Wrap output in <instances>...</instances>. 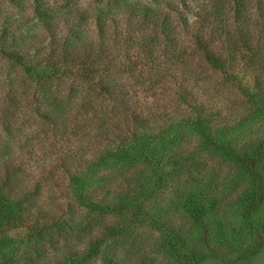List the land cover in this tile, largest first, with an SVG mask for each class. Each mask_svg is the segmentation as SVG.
I'll return each instance as SVG.
<instances>
[{
    "label": "clouds",
    "instance_id": "9594fccd",
    "mask_svg": "<svg viewBox=\"0 0 264 264\" xmlns=\"http://www.w3.org/2000/svg\"><path fill=\"white\" fill-rule=\"evenodd\" d=\"M260 95L264 0H0V264H264Z\"/></svg>",
    "mask_w": 264,
    "mask_h": 264
},
{
    "label": "trees",
    "instance_id": "16d2710c",
    "mask_svg": "<svg viewBox=\"0 0 264 264\" xmlns=\"http://www.w3.org/2000/svg\"><path fill=\"white\" fill-rule=\"evenodd\" d=\"M253 100H259L261 104H264V95L258 97H252ZM143 146L146 148L148 146L147 140L144 141ZM123 159H130V157H122ZM236 162L240 166L242 173L246 174L251 181L250 190L246 189L243 196L240 199V203L243 206H253L257 201L264 203V143L259 145H254L251 152H245L243 155L235 157ZM138 196L130 195L125 197L124 203L127 205L130 202L138 200ZM220 201L219 199L213 200L212 208L213 210L218 207ZM187 207L191 214L192 219L197 223L201 224L202 219L207 211L205 207L202 206L201 202L195 197H191L187 202ZM22 207L20 205H11L7 202L0 201V228L7 222H11L15 219L21 218ZM248 219L245 213V220ZM217 236L221 239V245L227 243L225 237V224L222 221L216 222ZM245 227L252 233L264 232V221L259 225V228L255 224H246ZM235 235H242V233H235ZM184 241L179 235H174L173 238L169 239L167 242V247L172 253V255L178 260V264L184 261L185 264H198L200 255L195 250L190 252H183L182 246ZM213 256L218 259L223 260L217 253L213 252ZM5 264H12L11 261H5Z\"/></svg>",
    "mask_w": 264,
    "mask_h": 264
},
{
    "label": "rangeland",
    "instance_id": "374dc122",
    "mask_svg": "<svg viewBox=\"0 0 264 264\" xmlns=\"http://www.w3.org/2000/svg\"><path fill=\"white\" fill-rule=\"evenodd\" d=\"M224 245H221V247H223ZM170 252V251H169ZM172 255V253H170ZM173 256V255H172ZM174 257V256H173ZM175 258V257H174ZM177 260V259H176ZM177 264H178V260H177Z\"/></svg>",
    "mask_w": 264,
    "mask_h": 264
}]
</instances>
